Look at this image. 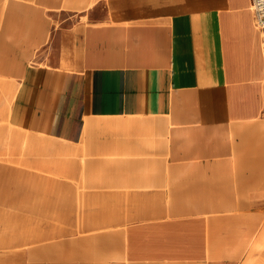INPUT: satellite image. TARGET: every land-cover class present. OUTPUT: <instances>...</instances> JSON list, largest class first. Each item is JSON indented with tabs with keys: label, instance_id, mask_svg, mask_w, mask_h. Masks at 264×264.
Instances as JSON below:
<instances>
[{
	"label": "crops",
	"instance_id": "1",
	"mask_svg": "<svg viewBox=\"0 0 264 264\" xmlns=\"http://www.w3.org/2000/svg\"><path fill=\"white\" fill-rule=\"evenodd\" d=\"M250 5L4 1L0 85L12 84L8 118L14 127L79 142L88 122L115 118L110 126L121 132L103 147L110 158L129 143L136 149L132 143L146 139L154 118L163 119L166 131L157 140L165 146L163 164L150 166L155 157L144 153L102 173L111 189L88 200L94 209L87 220L80 211L76 221L64 212L57 229L39 222L20 238L0 231V264H214L215 240L224 239L217 235L225 225L257 230V213L240 210L257 209V203L231 204L228 194L229 168L242 151L253 150L257 121L264 120L262 33ZM90 149L85 145L84 153ZM214 162H222L221 179L214 178L220 172ZM215 196L226 204H216ZM216 207L227 211L215 213ZM230 207L239 211L229 214ZM17 213L10 212L9 221ZM247 233L238 235L235 256L255 255L243 243ZM257 252L253 264H264V247Z\"/></svg>",
	"mask_w": 264,
	"mask_h": 264
},
{
	"label": "rangeland",
	"instance_id": "2",
	"mask_svg": "<svg viewBox=\"0 0 264 264\" xmlns=\"http://www.w3.org/2000/svg\"><path fill=\"white\" fill-rule=\"evenodd\" d=\"M4 1L0 0V14ZM82 19L87 21L88 17ZM69 20L72 21L71 18ZM60 23L61 19L57 25ZM10 85L12 84L8 81L0 85L1 90L4 86L7 90L0 92V200H11L6 202L5 207H0L2 217L0 231L5 233L4 236L23 237L25 235L23 233L31 230L39 222L54 223L52 227L57 229V223L59 227L63 224L64 212L66 217L71 220L75 218L76 221L80 211L87 220L94 209L88 200L94 196L104 197L111 189L110 176L102 175L108 172L111 166H119L132 158L144 157V153H149L151 158L155 157L156 161L150 162V166L163 164L165 146L157 142L158 139L165 138L163 119L154 118L155 126L147 129L146 139L132 143L137 146L136 149L133 150L129 143L125 145L127 148L117 154L113 153V157L110 158L109 150H104L103 147L104 143L109 142L111 135L121 132L115 125L110 126L111 119L115 118L93 119L88 122L83 138L79 142L51 138L17 128L8 118ZM129 140L134 141L135 138ZM85 145L91 147L89 152L84 153ZM240 157L242 159L233 161L235 166L229 168L228 172L234 179L233 187L230 186L228 189L231 199L229 203L234 204L235 200H244L248 203L255 201L257 209L246 207L240 210L244 214L257 213V230L255 233L251 229L248 230L249 224L244 223L236 225L232 222L230 226L225 225L221 229L223 234L217 235V237L223 235L224 239L215 240V251L218 254L214 256V264H253L259 258L257 251L264 247V223H259L261 219L264 222V120L257 121V136L253 138V150L242 151ZM116 158L120 160L117 161ZM101 159L103 161H100ZM212 167L220 169L219 175H215L214 178L221 179L222 162H214ZM225 173L227 174V171ZM113 180L116 189V177ZM118 185L123 183L119 182ZM16 200L23 201L20 202L23 206H17L19 203H16ZM215 200L216 204H226L221 196H215ZM216 208L215 213L227 211L226 207ZM230 208L229 214L239 211L237 207ZM19 211L17 219L9 221V213ZM30 212H34L32 219ZM30 220L33 224H30ZM245 232H248L246 234L248 236L243 240V243H246L245 248L253 247L255 255L251 257L247 253L250 251L245 249L246 254L235 256L234 244L239 239L237 237H241Z\"/></svg>",
	"mask_w": 264,
	"mask_h": 264
},
{
	"label": "built area",
	"instance_id": "3",
	"mask_svg": "<svg viewBox=\"0 0 264 264\" xmlns=\"http://www.w3.org/2000/svg\"><path fill=\"white\" fill-rule=\"evenodd\" d=\"M251 10L256 26L262 33V45L264 50V0H251Z\"/></svg>",
	"mask_w": 264,
	"mask_h": 264
},
{
	"label": "bare ground",
	"instance_id": "4",
	"mask_svg": "<svg viewBox=\"0 0 264 264\" xmlns=\"http://www.w3.org/2000/svg\"><path fill=\"white\" fill-rule=\"evenodd\" d=\"M250 8H251V5H250Z\"/></svg>",
	"mask_w": 264,
	"mask_h": 264
}]
</instances>
